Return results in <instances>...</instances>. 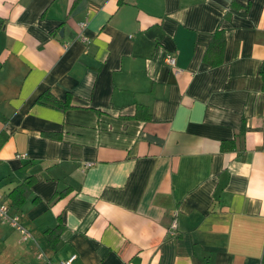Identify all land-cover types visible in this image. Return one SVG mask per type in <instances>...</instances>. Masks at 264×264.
<instances>
[{"label":"crops","instance_id":"0c3cea01","mask_svg":"<svg viewBox=\"0 0 264 264\" xmlns=\"http://www.w3.org/2000/svg\"><path fill=\"white\" fill-rule=\"evenodd\" d=\"M263 63L264 0H0V264H264Z\"/></svg>","mask_w":264,"mask_h":264},{"label":"built area","instance_id":"2783aa9c","mask_svg":"<svg viewBox=\"0 0 264 264\" xmlns=\"http://www.w3.org/2000/svg\"><path fill=\"white\" fill-rule=\"evenodd\" d=\"M86 23H83L82 26H85ZM85 40H88V38H84ZM166 63L169 66L175 67L176 66V56L173 53H167L165 58ZM92 162H87L83 165V169H86L90 166H92ZM1 199V196H0ZM0 219H2L5 222H8L12 227L17 229L21 233V238L23 240L32 238L31 232L20 222V216L17 214H12L10 212V209L7 205L2 204L0 202ZM170 230L172 233H175L178 228V220L176 215L172 219ZM39 257H42V254L39 255ZM77 255L72 254L67 259L61 260L60 264H73V262L76 260Z\"/></svg>","mask_w":264,"mask_h":264},{"label":"trees","instance_id":"16d2710c","mask_svg":"<svg viewBox=\"0 0 264 264\" xmlns=\"http://www.w3.org/2000/svg\"><path fill=\"white\" fill-rule=\"evenodd\" d=\"M124 1L125 0H119L120 3H123ZM261 74L264 77V63H263L262 68H261ZM4 140H5V136L4 135H0V146L4 142ZM228 147H230V146L225 145V146H223V149H227Z\"/></svg>","mask_w":264,"mask_h":264}]
</instances>
